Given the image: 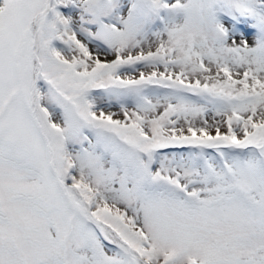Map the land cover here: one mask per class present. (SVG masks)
<instances>
[{
	"label": "snow or ice",
	"instance_id": "1",
	"mask_svg": "<svg viewBox=\"0 0 264 264\" xmlns=\"http://www.w3.org/2000/svg\"><path fill=\"white\" fill-rule=\"evenodd\" d=\"M0 264H264V0H0Z\"/></svg>",
	"mask_w": 264,
	"mask_h": 264
}]
</instances>
